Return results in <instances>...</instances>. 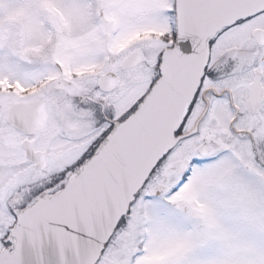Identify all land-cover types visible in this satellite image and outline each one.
<instances>
[{"label":"snow or ice","instance_id":"obj_1","mask_svg":"<svg viewBox=\"0 0 264 264\" xmlns=\"http://www.w3.org/2000/svg\"><path fill=\"white\" fill-rule=\"evenodd\" d=\"M0 264H264V0H0Z\"/></svg>","mask_w":264,"mask_h":264}]
</instances>
